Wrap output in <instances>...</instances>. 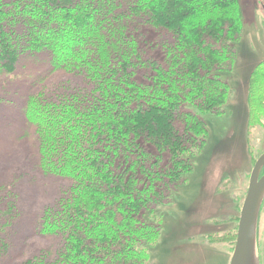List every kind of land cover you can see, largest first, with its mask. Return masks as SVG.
I'll use <instances>...</instances> for the list:
<instances>
[{
    "label": "trees",
    "instance_id": "obj_1",
    "mask_svg": "<svg viewBox=\"0 0 264 264\" xmlns=\"http://www.w3.org/2000/svg\"><path fill=\"white\" fill-rule=\"evenodd\" d=\"M236 3L0 0V74L39 56L46 69L82 81L81 92L54 100L29 93L18 104L21 134L34 136L27 154L34 171L71 185L26 222L33 233L19 237L61 244L21 259L12 240L17 193L0 184V264H140L158 227L151 204L162 199L164 181L176 184L189 169L190 132L205 134L196 112L221 113L218 76L231 69L242 28ZM213 12L208 29L217 45L205 41L212 35L202 20Z\"/></svg>",
    "mask_w": 264,
    "mask_h": 264
},
{
    "label": "rangeland",
    "instance_id": "obj_2",
    "mask_svg": "<svg viewBox=\"0 0 264 264\" xmlns=\"http://www.w3.org/2000/svg\"><path fill=\"white\" fill-rule=\"evenodd\" d=\"M262 5L261 0H237L234 6L242 28L239 39L232 42V67L218 76L223 84L218 81L216 88L224 89L218 93L221 113L196 112L205 134L190 132L188 140L194 145L186 157L189 169L180 170L176 184L163 180L159 192L162 199L151 204V220L158 226L152 236L155 242L140 254V264H229L249 176L255 160L264 152ZM212 17L217 18V13L202 19L206 20V34L212 35L205 41L217 45L220 38L208 29ZM38 57H24L14 72L0 74V184L3 191L6 188L17 193L21 220L14 226L12 240L16 250L23 248L21 259L46 251L54 254L56 245L61 244L57 237H50L51 242L19 237L33 233L26 222L31 219L32 226L41 218L45 207L63 197L71 181L34 171L27 155L34 147V136L31 129L21 134L18 104L29 93H42L54 100L82 89L79 76L46 69L45 59L38 61ZM160 59L165 61L167 55ZM35 78L38 80L29 84ZM178 126L183 128L182 123ZM256 258L257 264H264V198L257 221Z\"/></svg>",
    "mask_w": 264,
    "mask_h": 264
},
{
    "label": "water",
    "instance_id": "obj_3",
    "mask_svg": "<svg viewBox=\"0 0 264 264\" xmlns=\"http://www.w3.org/2000/svg\"><path fill=\"white\" fill-rule=\"evenodd\" d=\"M263 2L264 8V0ZM264 152L254 162L240 208L234 248L229 264H257L256 234L260 206L264 198Z\"/></svg>",
    "mask_w": 264,
    "mask_h": 264
}]
</instances>
